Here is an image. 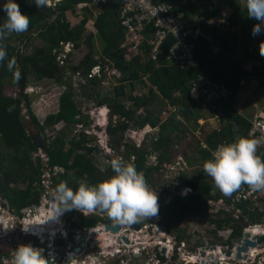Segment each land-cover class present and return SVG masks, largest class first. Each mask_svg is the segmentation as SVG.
<instances>
[{
    "label": "trees",
    "instance_id": "obj_1",
    "mask_svg": "<svg viewBox=\"0 0 264 264\" xmlns=\"http://www.w3.org/2000/svg\"><path fill=\"white\" fill-rule=\"evenodd\" d=\"M90 1L60 0L56 2L52 0V6L38 8L34 0H14L19 5L21 12L29 16L30 25L27 32L17 34L14 37V40H21L26 35L23 44L14 45L10 42L13 39V33L3 41L8 54L7 58H16L18 70L14 76L12 72L7 70V59L0 62V196L7 200V204L3 202V206L13 209L18 214H21L22 208L38 204L44 191L42 175L45 170L41 158L33 156L38 149L33 145L26 130V123L22 114L23 107L26 108L29 121L41 130L48 146L45 152L46 165L50 172L52 188L56 189L61 182L66 181L68 186L75 191L81 182L95 185L112 177L114 172L111 166L100 170L89 156L94 147L91 146V137L87 133L81 131L79 136H74L69 140L65 139L66 135L69 134L67 126H69L70 121L73 120L77 124H87L81 118L73 119L75 114L78 115L81 112V108L77 106V101L72 98L76 95L73 89H81V94L90 98L89 91L102 83L99 75L92 78L87 77L89 71L96 64H100L103 71L109 66V69L117 73L115 77L118 78V84H120L114 88L112 98L104 96L97 103L98 116L109 118L105 129L108 136L111 137L108 144L112 149L120 147V145L124 146L123 154L125 156L127 154L128 157L134 156L132 163L138 172L144 174L146 181L149 179V172L156 169V166L147 167L145 164L147 152L134 144L132 149L126 153V144H120L123 137H126V134L131 135L136 128V130L143 131L146 126L150 128L159 127L157 146L167 145L171 141L170 135L166 133L167 130H179L183 126L185 130H188L187 123L191 121L196 123L207 112L213 116L216 111H219L223 116V122L209 130L203 129V141L207 148L199 147L197 150L198 157L189 161L190 164L194 161L197 164L199 161L201 165L212 159V151L218 144L234 142L240 137L250 138L248 136L249 121L234 108L235 95L244 75L248 74L264 80V55H261V52L264 53V35L259 38L256 47L258 65H255L248 73L233 59L232 49L228 51L218 49L216 51V30H209L205 25L202 30L204 35L197 36L195 40H189L194 43L193 52L196 66L180 67L167 59L168 49L174 42L171 36L161 42L155 59L150 56L152 46L148 43L153 33L151 26L138 34L137 43L130 40L133 34L129 33L128 28L123 25L124 19L121 16V9L112 0L101 5V13L95 19L94 35L102 40V44L100 51L94 50L91 41L93 33L86 34L85 32V25L91 17L90 7L86 3L88 4ZM167 1L176 4L180 0H154V3L159 4ZM201 1L204 0H195L194 4L187 1L183 7H176L173 13H183L187 17V14H192L195 4ZM76 6L81 7L87 16L84 15L82 20L71 25L66 14L67 12H74ZM200 6L202 7V5ZM226 6L233 9L232 17L238 16L239 7L235 0H217L209 16L216 17V9L220 11ZM240 15L242 17L247 15L245 7H243ZM52 17L53 19H51ZM5 18L6 14L0 5V23H3ZM259 23L253 19L252 25ZM34 38L40 40V45H34L31 51H25L27 43ZM66 42L74 44V48H79V44L82 42L86 43L88 50L78 65L64 64V62H68L69 55L64 54L63 51L62 44ZM96 53L101 54L98 56ZM61 55H64L62 57L63 63L57 59ZM20 72L24 74L25 85L29 78L34 80L47 78L55 80L65 87L59 98L60 109L56 113L48 114L42 123L30 107L27 93L22 91V93L13 96L5 93L4 87L8 84L7 81H14L18 85ZM200 72H203L211 81L222 83L229 91L226 97L220 96L212 103L215 105V109L208 105L202 111L197 107V101L191 97V91L198 81ZM144 75L149 78V92L143 95H131L124 91L122 82L130 80L133 88L134 82L141 81ZM153 88H155L156 93ZM98 96L95 98L97 99ZM119 97L126 101L119 102ZM158 100L168 102L175 107V111L168 112L169 115L164 121L160 120V114L165 112L158 107ZM127 102H130V106L126 105ZM178 114L182 115L186 124L180 120H175ZM113 116L118 118L115 124L112 121ZM46 127L56 129V132L48 136L45 134ZM128 129L129 132L126 133ZM166 147L168 149V145ZM168 151L169 149L160 152L158 155L160 162L168 159ZM54 167L62 168V171L52 174ZM199 171V169L195 170V177L187 179V184L191 187L192 193L186 199L176 196L173 197L171 203L161 205V209L165 212L163 218L165 226L170 230L177 231L178 237L181 234L177 223L189 215H196L204 220L208 209L205 201L217 200L222 194L219 190L215 194L212 193L214 188L212 178ZM71 173L74 176L76 174L77 177L74 178ZM82 177L84 180H79ZM19 182L24 183V186H18ZM233 194L228 197L222 194L226 204L232 202ZM238 206L245 208L244 204H238ZM69 211L67 221L72 228L91 227L100 220L95 214L85 216L78 213L76 209ZM75 213H78V218H74ZM217 213L219 215L225 213V215L219 218H216V215L212 218L208 217L207 223L214 225L216 229L223 226L225 228L231 227L230 237L227 241H222L231 246V239L241 236L242 230L239 222L233 218L228 210L220 209Z\"/></svg>",
    "mask_w": 264,
    "mask_h": 264
},
{
    "label": "rangeland",
    "instance_id": "obj_2",
    "mask_svg": "<svg viewBox=\"0 0 264 264\" xmlns=\"http://www.w3.org/2000/svg\"><path fill=\"white\" fill-rule=\"evenodd\" d=\"M5 2L6 0H0V5H3ZM88 6L90 7V10H91L90 11L91 17H89L90 21H88L85 25V28H86L85 32L86 34L93 33V37L91 40L92 47L94 50L96 49L100 51L102 40H100V38L97 35H94L95 34L94 22H95L96 17L101 13V6L100 5L96 6L92 2L88 3ZM66 15H67V20L70 22L71 25H74L80 20H82L84 15L87 16L86 14L83 13V10L81 9V7H78V6H76L74 12H67ZM51 19H53V17ZM190 24H194V23L190 22ZM202 25L205 26L206 22L203 24H199V26H202ZM12 35H13L12 36L13 39L10 40V42H12L14 45H21L24 43V38L26 35L23 36L21 40H14V37L17 35L16 33H13ZM40 43H41L40 40L36 38L30 40L25 47V51H31L34 45H40ZM79 45L80 47L78 48V53L76 55L70 56V58H73L71 60L73 64L76 63L78 59L82 57L84 53L88 50V47L85 42H82ZM70 46L66 45L65 50L70 49ZM100 54L101 53L99 54L96 53V55L98 56H100ZM98 56H95V57L98 58ZM253 64L254 63L251 62V60H249L248 63L244 64V66H246L244 68L249 70L250 69L249 65L253 66ZM107 67L109 68V66ZM105 78L106 79L102 81V83H100L99 86L97 85L91 91H89L90 98L86 97L85 95L83 96L81 94V89H78V90L73 89L76 95H74L72 98L75 101H77V106L81 108V112L78 115L75 114L73 116V119L76 120V119L81 118L85 120L87 124H84L83 126L79 124L76 126V123L73 120L70 121L69 126H67V130L69 134L66 135V138H65L66 140H69L70 138L74 136H79L81 131H84V133H87V135L91 137L90 144L91 146L94 147V150L89 154V156L92 158L93 162L97 164V167L100 170H104L105 168H108V166L110 165V161L112 159L117 158V156H121L123 159L122 160L123 162L125 158L123 151H122L123 149L122 145H120V147H114L113 150H110L108 148L109 147L108 142L111 141V137L108 136L105 129L108 125L109 118L106 116L105 117L98 116V113L95 110L96 106H98L97 103L99 99H101L104 96L108 98H112L114 95V88L120 85L118 84V78L113 77V75L108 74V76H106ZM130 82H131L130 80H125L124 82H122L125 88L124 90L125 92L130 93L131 95L132 94L143 95L144 93L149 92L148 86L150 85V82H149L148 76L144 75L141 81L134 82L133 88L131 87ZM7 83L8 84H6V86L4 87L6 94L13 96V95H18L22 93V91L27 93L29 100H30V107L32 108L33 112L36 114L37 119L41 123L43 122L45 116H47L50 113L52 114V113L57 112L58 108L60 109L59 98L64 90L62 89L61 84L57 83L55 80L47 79V78L40 79V80H34L33 78H29V81L25 85V79H23L22 84L23 86L25 85V87L22 90L20 89L19 82H18V85L16 82L10 81V80L7 81ZM154 89L155 88H153V90ZM238 89L239 91L237 90L238 95H237V99H236L234 106L242 107L245 109L244 112H248V113L252 111H255V113L256 112L264 113V107L262 105V103L264 102V84L263 83L262 84L258 83V81L255 78H253L251 75L246 74L242 77V80L240 81V85ZM228 93H229L228 91L224 90V94L227 95ZM97 95L99 96L96 99L95 97ZM197 95L198 94L196 93V90L191 91V97L193 98L198 97ZM195 100L198 103L197 107L201 109L202 111L205 110L206 109L205 107L208 106V101L203 98H199ZM120 101L125 102L126 100L123 99L122 97H119V102ZM253 101H256L255 107L251 106V103ZM157 104L159 105L157 106L163 109L164 110L163 112H165V113L160 114L161 121H164L167 119L169 115L168 112L175 111L174 106L170 105L168 102H164L163 100H158ZM126 105L130 106V102H127ZM22 113H23V120L26 123L27 132L30 133V132L39 130L38 127H36L33 123L29 121V117L27 116L25 107L22 108ZM117 119L118 118L116 116H113L112 121L114 122V124L117 121ZM175 120H180L183 122V124H186V121H184L182 115L180 114L176 116ZM216 123L217 121L214 119V117L212 115H209V113L207 112V114L204 115L203 117H200L196 123L194 121L187 123L188 130H185L184 126L179 130H171V129L167 130L166 133L170 135L171 141L167 144L168 149H169L168 151L169 157L168 159H165V160L168 161L173 156L175 157V155L179 153L182 154L188 161H191V159L193 158H197L198 157L197 150L199 148V141L203 140V135H204L203 129L204 128L211 129ZM75 126L78 127L79 132H74V130L76 129ZM57 131H61V130H57ZM55 132H56V129L54 130L51 127H48L46 129L47 135H53ZM128 132H129V129L127 130L126 133ZM157 139H159V127L150 128L149 126H146V128L143 131L134 130L133 133H131V135L128 136V134H126V137H123V140H121L120 144H123V143L126 144V147H127L125 149L126 153L129 152L128 150L132 149V146L134 144L135 146L139 145L140 149H144L147 152L145 164L147 165V167H153L155 165V162L158 159V155H160V152L168 150L166 147L167 145L157 146V142H158ZM106 145L108 147L105 148ZM106 151H110V152L108 153ZM37 155L40 156L41 158L45 157L44 153L39 150L36 153H34V156H37ZM126 157H128L127 154H126ZM125 163H132V162L125 161ZM191 165L193 167H196V166H199L200 163L198 161V163L195 164V161H194L193 163H191ZM167 166L169 167V164ZM193 167H191V169H193ZM175 169H177V167H175ZM167 172H168L167 168H164L161 165L155 170L150 171L148 174L149 179H147V183L153 191H156L157 195H158L157 191L161 190V188H163V186L166 185L167 183L166 181L167 178L165 177L166 176L165 174ZM72 173L71 175L74 176V174ZM49 175L50 174L47 172H45L43 175L44 177L42 181L43 182L42 186L44 189L43 193H45L46 190H48L49 192L53 191V189H51V186L49 184V182L51 181L50 177H48ZM113 175H115V173H113L112 176ZM195 175H196V172L195 171L191 172L190 170L184 173H180V176L186 179L195 177ZM75 176L77 177L76 174ZM79 180L81 181L84 180V177L80 178ZM18 186H24V183L19 182ZM53 196L54 195H50L49 193L44 194L43 196H41L37 206L32 211L29 212V216L36 215L35 220L31 223L34 228H38L41 226L42 228H46V230L48 229L51 230L53 228H59L60 230H64L65 227L63 226L61 228L60 226L63 224L67 225L66 223L69 222L67 221V215L70 212L69 210H61L59 213L54 215L53 208L50 205V202L52 201ZM167 200L168 198L166 197L165 201ZM0 201H1V196H0ZM205 204L208 209H207V216L205 217L204 220L198 218L196 215H189V217H187V219L184 220L185 223L187 224L186 226V233L188 234L187 238H189L192 235L194 236H192L189 240H186L185 238H183V240H186L187 243L185 247H177L179 256L175 255L172 259L176 261L175 264L179 263V261H183L182 259L183 255H186V254L191 255V253H193V255L197 256L196 255V253L198 252L196 251L197 248H199L200 250L207 248L205 251H208L211 249V248L209 249L208 247L211 243H213V245L221 244L220 243L221 240L223 241L225 240V236L227 234L226 231H224L225 226L216 229V228H211L213 227V225L207 223L208 217L212 218L216 215V218L217 217L219 218L225 215V213L221 215L217 213L218 210H220L219 208L221 207L219 205L220 203L216 202V200L213 199V200H206ZM0 209L4 212L3 215L6 218H8L10 221H16L17 219H20L21 217H23V215L24 216L26 215V213L24 212H21V214L19 215L15 211L4 209L2 208L1 203H0ZM221 209L229 210L227 206H224ZM229 212L231 214V210ZM11 214H14V215L10 217L9 215ZM76 216H78V213H75L74 218H76ZM149 220L152 223L153 221L154 222L157 221L156 216L149 217V218H145L144 221L141 223V225L146 222L148 223ZM158 221L160 222L159 216H158ZM54 222L56 223L55 225L51 224ZM123 226H125V228L123 227L122 229L123 234L131 235L133 236V238H137L138 236L141 239V241L144 243L150 242L148 238L151 237V234L148 232L146 233L143 232V230L147 228H142L140 231H134V228H131L129 230L127 229L129 228L128 224H124ZM17 227H21V224L15 223L14 228L12 229H15ZM23 227H28V226H23ZM47 227H51V228H47ZM66 228H69V227L66 226ZM9 230L10 229H8V231ZM204 230H209L211 233L209 232V234H206V233L202 234ZM74 231H75L74 228L69 229V236L67 237L68 239L62 242L63 247L68 246L70 244L78 245V243L75 242L72 237V235L74 234ZM197 233H199L201 237L203 238V242L200 244H196L193 242L198 238L196 236ZM14 234L20 235L17 231H14L13 233L10 232V234L7 235L5 232L2 231L0 227V249H2L4 245H8V243L11 242V240L15 236ZM86 236L92 237L90 241L86 242L85 244L86 247L89 249V252L99 251V250L104 251V247L109 246L106 244L108 242L104 238V232L97 231V234H95L92 231V232L87 233ZM154 236H157V235H154ZM114 239L115 238H113L112 241ZM234 240H237V238H234ZM169 244H170V247H172L173 244L171 241H169ZM89 245L92 248H90ZM97 245H99L100 247H98ZM113 245L115 246V248L117 247L123 248L119 241L118 243H114ZM131 247L132 246L127 245V248H124L125 250H123L125 251V254L120 257L125 258L128 261L130 252H131ZM140 247H142L143 249L144 257L142 258V261L133 260L134 262H136V264H140V263L142 264L143 262H145L149 254H151L152 252V248H150V246L146 247V245L143 244V245H140ZM256 247L258 248V253L254 254L253 257L255 259L259 258L260 257L259 254L262 252V249L259 248L260 246H256ZM107 249L109 250V248ZM111 250H113V248ZM213 250L215 249H212V251ZM217 251H219V249ZM212 253H215V252L213 251ZM214 255L215 256H212V259L209 256L207 258L211 259L217 264V256L216 254ZM80 256L81 255L79 254V257ZM169 256L170 255H167L168 258ZM220 256L221 255H219V257ZM237 259H240V258H237ZM244 259L245 258H242L241 260H236L235 262L237 261L241 262ZM148 262H151V261H148ZM73 264H78V263L74 262ZM155 264H161V262H155Z\"/></svg>",
    "mask_w": 264,
    "mask_h": 264
},
{
    "label": "built area",
    "instance_id": "obj_3",
    "mask_svg": "<svg viewBox=\"0 0 264 264\" xmlns=\"http://www.w3.org/2000/svg\"><path fill=\"white\" fill-rule=\"evenodd\" d=\"M106 1L108 0H92L91 2L96 6H101ZM112 1L117 3L120 7L121 16L124 19L123 25L128 28L129 33L133 34L130 40L134 41V43H137L138 41V34H141L147 27H152V38L151 40H148V43L152 46L150 50V56L153 59H155L158 54V49L161 42L166 40L168 36H171L174 39V42L168 49L167 59L180 67L196 66L193 52L194 43L189 40H195L198 31L193 29L191 25H188L184 19L185 15L183 13H173L174 9L178 6H183L185 1H181L177 4H173L168 1L156 4L154 3V0ZM62 57L64 56L57 57L60 63H63ZM98 69V66H95L89 71L87 77L92 78L97 74L101 77L102 81H104L106 75L103 72H99ZM192 90H196V93L198 94V97H195L194 99L203 98L207 100L208 105L211 106L212 109H215V105H212V103L216 99H218L220 96L226 97L229 94H224V90H228L225 89L222 83L211 81L203 72L199 73L198 81ZM213 117L217 121L213 127H217L223 122V116L219 111H216ZM249 123L250 127L248 130V136L261 141L257 150V154L260 155L262 159H264V113L257 112V115H255L249 121ZM222 144L226 143L224 142L218 144L212 152H214L217 147ZM199 147L207 148L203 140L199 141ZM130 160L133 161L134 156H131ZM168 164L169 167L167 166ZM161 165L168 170V172L165 174L167 183L163 186V188L169 190L167 195L164 194L162 196L161 193H158V197L163 200L161 204L168 203L165 201L166 197H184L192 192L191 187L187 184V179L180 176V173H184L189 170L194 172L197 169L200 170L199 172H204L203 165L200 164L199 166L193 167L190 162L180 153L175 155V157L173 156L168 161L163 160L160 162L157 159L154 166L158 168ZM175 167H177V169H175ZM191 167H193V169H191ZM217 191L218 189L214 186L211 192L215 194ZM48 193L49 191L46 190L44 194ZM221 197L216 200V202L220 203L219 205L221 207L219 209L227 206L229 209L228 211L231 210V215L233 218L236 219L237 222H239V220L242 221L241 224L239 223L242 230V235L239 238L237 237V240H232L233 246L231 249L233 250V254L230 256L233 258V260L228 259L229 256L226 257V260L220 256L218 257L219 264H221L223 261H226L227 264H264V240L257 242L256 239H254L256 235L264 234V191H251L247 185H244L239 190L234 192L231 198V203L226 204L222 194ZM238 204H244L246 209L243 208V206L239 207ZM244 210L246 211L245 213ZM13 215L14 214H11L9 216L11 217ZM35 217L36 215L29 216V214H26L24 217H21L16 221H10L5 216L0 215V227L3 232L8 235L10 232L13 233L14 231H17L20 234H14L15 236L11 242H9L8 245H4V247L0 249V264H13L15 249L21 245H30L34 248L42 249V254L45 256V258L52 256L55 259V264H73L74 262L78 264H136V262L133 260L142 261V258L144 257L142 247H140L139 244L133 245V243L129 245L132 247L128 261L127 259L120 257L125 254V251H123L125 250L124 248H127V245L122 242H120V244L123 248H115L113 245V250H111L112 248H110L109 245L104 247V251L99 250L89 252V249L85 245L86 242L80 243L78 239L79 237H85V240L89 241L91 236H86L87 234L85 233L93 231L95 234H97V231L100 232L98 227L76 229L74 231L72 237L73 240H75L80 245V249L78 251H75V248H78L77 245L74 246L73 244H70L63 247L62 242L68 239L67 237L69 236V229L71 228L69 222L66 223L67 225L63 224L60 226L61 228L64 226V230L53 228L51 230L48 229L47 231L39 232V229L34 228L31 224L35 220ZM15 223L21 224V227L12 229L14 228ZM51 224L55 225L56 223L54 222ZM66 226L69 228H66ZM8 229L10 230L8 231ZM224 229V231L227 233L225 236L226 240L231 235L232 228L226 227ZM160 232L165 235L164 229H162ZM246 232L250 234L249 239L255 240L256 244L254 247H248L245 253H241L242 257L237 259L235 258L236 248L242 244L244 233ZM104 238L105 240H108L107 236L105 235ZM137 238H133L132 240H136ZM114 241L116 242V240H113V242ZM150 241L152 244L159 247L157 250L152 249L151 254H149L148 258L142 264H155V262H160V255H162L161 246L166 244L170 247L168 242L169 239H166V242L161 239ZM180 243L181 245L184 244L183 241ZM97 246L100 247L99 245ZM228 246L229 245H226L225 247ZM256 246H260L259 248L262 249V252L259 254L260 257L257 259L253 257L255 253H258V248ZM90 248L92 247L90 246ZM107 248H109V250ZM79 254L81 255L80 257ZM136 255H138V257H136ZM182 257L185 259V256ZM242 258L245 259L241 262H235L236 260H241Z\"/></svg>",
    "mask_w": 264,
    "mask_h": 264
},
{
    "label": "clouds",
    "instance_id": "obj_4",
    "mask_svg": "<svg viewBox=\"0 0 264 264\" xmlns=\"http://www.w3.org/2000/svg\"><path fill=\"white\" fill-rule=\"evenodd\" d=\"M55 1L59 2L60 0H55ZM181 1L184 0L177 1V3ZM34 3L38 8L52 6V0H34ZM86 5L88 4L86 3ZM183 6H178V7H183ZM2 8L4 13L6 14V18L4 19L3 23H0V62H3L7 59V64H6L7 70L9 72H12L13 75L15 76L18 70L16 58L15 57H12L10 59L7 58L8 54L6 48L4 47L3 41L6 39L7 36H9L12 33L22 34L27 32L30 25V19L29 16L21 12L19 5L16 2H14V0H6V2L2 5ZM245 8L247 10V15L249 18L255 19L260 22L259 24L253 26V35H258L262 30H264L262 29V25H264V0H245ZM185 21L187 22V20ZM188 25L191 24L188 23ZM193 29L198 31L197 36L204 35L202 33L201 28L193 27ZM66 45L69 46L71 45L70 49L65 50ZM62 46H63L64 54H69L68 62H64V64L72 65L73 63L71 60L73 58H70V56L76 55L78 53V48H74V44L70 42L63 43ZM261 55H264V53L261 52ZM81 58L82 57H80L78 61L74 63V65H78ZM95 66H98L99 72H103L106 76L110 74L113 75V77H115L116 75V72L113 71L112 69H109L108 67H106V69L103 71L100 64L94 65L92 69ZM61 86L62 89L64 90L65 89L64 85L61 84ZM97 109L98 107L96 106L95 109L96 112ZM77 125L79 124L76 123V126ZM80 125L83 126L84 124L81 123ZM47 128L48 127L45 128V134ZM74 132H79L78 127H76ZM260 143L261 141L255 138L240 137L234 142L219 145L217 149L212 153V159L205 161L203 165L204 172L212 178L214 182V186L224 196L226 197L231 196L234 192L239 190L244 185H247L251 191H264V159H262L261 156L257 154V150ZM106 147L108 146L106 145L105 148ZM137 147H139V145H137ZM108 148L110 150H113L110 146ZM45 152L46 151L43 152L45 155L44 158H41L40 156L39 157L41 158L45 167L44 173L47 172L50 174L48 170V166L46 165L47 157ZM106 152L109 153L110 151H106ZM130 159L131 157H126V156L124 158V162L122 161L123 159L121 156H117V158L112 159L110 161V166L113 172L115 173V175H113L112 177L106 180L100 181L95 185H89L86 182H81L74 191L71 187L68 186L66 181H63L56 187V189L51 187L53 191L49 192V194L54 196L52 198V201L50 202V205L53 208L54 215L59 213L61 210H72V209H76L78 213H82L85 216L95 214L98 216V218H100V220L96 223V225L91 227H98L99 231L104 232L105 236L110 234V237L112 239L115 238L114 240H116V242L114 241V243H118L119 241L126 245H130L133 243V245L139 244V246L144 244V242H142L139 237L136 240H132L133 236L123 234L122 230L120 231L118 230L117 232L106 231L105 224L111 225L113 221L123 224H131V223H136L141 219L156 216L157 219L156 222L153 221L152 223L149 220L148 223L146 222L140 226H146L148 229H150V231H148V233L151 234V237L148 238L149 240L161 239L166 242V239H169V241L172 242L173 244L172 247H169L166 244H163L161 246L162 255H160V262L164 261L165 259L167 260L171 259L175 255L179 256L177 247H185L186 240H182L184 244L181 245L180 242L182 241H178L176 237H171L173 231H171L170 228H168L167 226H163L160 224V222L158 221V216L160 218L159 210L161 209V205H162L161 203L163 202V200L160 197H158L156 191H153L150 188L144 174L142 172H138L133 163H125V161L126 162L131 161ZM59 171H62V168L54 167L52 174H55ZM43 195L44 193H42L41 196ZM4 200L5 199L1 198L0 201L2 208L14 211L9 207L3 206ZM24 208H30V206ZM30 211H32V209H29V212ZM29 212L26 214H29ZM104 212L108 214V218L104 216ZM3 214L4 212L1 210L0 215L4 216ZM76 218H78V216H76ZM91 227H80L74 229L75 230L83 229V228L87 229ZM162 229L165 230V235H163L160 232L162 231ZM153 232L157 236H152ZM122 236L128 237L129 243H126L121 238ZM81 238L83 239L82 241H79L78 239L80 243L90 241V240L89 241L85 240V237H81ZM145 245L146 247L150 246V248L152 249L159 247L157 245L152 244V242L151 245H148L147 243H145ZM225 246L226 245H223L224 249H231L230 245L228 247ZM77 247L80 249L79 243ZM110 248H113V245H110ZM162 249H164L165 251L162 252ZM218 249L220 250V248H215V250ZM231 251L232 253L230 255L233 254L232 249ZM42 253H43L42 249L34 248L30 245H21L15 249L13 264H55V259L52 256L45 258V256ZM221 253L225 256V260L227 259L226 256H230L227 255L225 252L223 253L222 250ZM221 253L216 254L217 264H219L218 257ZM167 255H170L169 258L167 257ZM183 256H185V259H191L190 264H199L198 261H200L199 259L201 258L193 254L191 255L186 254ZM136 257H138V255H136ZM235 258H236V254H235ZM182 259L184 258L182 257ZM212 262L213 261L207 263L211 264Z\"/></svg>",
    "mask_w": 264,
    "mask_h": 264
},
{
    "label": "crops",
    "instance_id": "obj_5",
    "mask_svg": "<svg viewBox=\"0 0 264 264\" xmlns=\"http://www.w3.org/2000/svg\"><path fill=\"white\" fill-rule=\"evenodd\" d=\"M184 1H189L191 4H194L195 2V0ZM235 1L238 2V16L232 17L231 14L233 12V9L230 6H226L223 9H220V11L219 9H216V17H211L209 16V13L211 12L213 5L217 3V0H204L195 4L196 6L193 9L192 14H187L186 20L189 24L190 22L194 23L191 24V26L193 27H198L203 30L204 26H199V24H203L206 22V26L208 29L216 30V51L218 49H222V51H228L232 49L234 54L233 59L236 60L246 72H250L255 65H258L256 58V47L258 46L259 38H262V36L264 35V30H262L258 35H253V19L249 18L247 15L243 17L240 15L243 7H245V0ZM200 5H202V7ZM246 26H248V28H246ZM262 29H264V25H262ZM249 60H251V62H253L254 64L253 66L249 65L250 69L248 70L244 68L246 67L244 66V64L248 63ZM253 78H255L258 83L264 84V81L262 79H259V77L255 76ZM237 95L238 94L236 93L235 99H237ZM255 104L256 101H253L251 103V106L255 107ZM262 105L264 107V102L262 103ZM234 108L248 121H250L257 113H255V111L249 113L244 112L245 109L242 107L234 106ZM217 253L221 252L216 250V252L213 254Z\"/></svg>",
    "mask_w": 264,
    "mask_h": 264
},
{
    "label": "flooded vegetation",
    "instance_id": "obj_6",
    "mask_svg": "<svg viewBox=\"0 0 264 264\" xmlns=\"http://www.w3.org/2000/svg\"><path fill=\"white\" fill-rule=\"evenodd\" d=\"M110 166V165H109ZM108 166V167H109ZM161 188V187H160ZM158 193H161L162 195L163 194H165V195H167V193L169 192V190H166L165 188H161V190H158L157 191ZM192 193V192H191ZM190 193V194H191ZM189 194V195H190ZM189 195H187V196H184L183 198H187ZM172 200H173V197L172 196H169V198H168V200H167V202L168 203H171L172 202ZM167 203V204H168ZM159 214H160V219H161V221H160V224L161 225H163V226H165V222H164V217H165V212L162 210V209H160L159 210ZM104 216L106 217V218H108V214L106 213V212H104ZM188 217V216H187ZM187 217L186 218H184V220L185 219H187ZM181 221V222H179V223H177V227H179V233L181 234V236L180 237H178V233H177V231H173V230H171V231H173V233L171 234V237H176L177 239H178V241H182L183 240V238H185L186 240H189L192 236H194V235H192V236H190L189 238H187L188 237V234L186 233V226H187V224L185 223V221ZM144 221V219H141V220H139L138 222H136V223H131V224H128L129 225V228H127L128 230L129 229H131V228H134V230H137V231H140L142 228H147L146 226H140L141 225V223ZM113 225H116V226H118L119 227V231L120 230H122L123 229V227L125 228V226H123L124 224L123 223H118V222H116V221H113L112 222V224H111V226H113ZM198 228V227H197ZM211 228H216L214 225H213V227H211ZM148 231H150V229H144L143 230V232L144 233H146V232H148ZM197 232H199V231H197ZM209 230H204L203 232H202V234H209ZM174 233H175V235H174ZM211 233V232H210ZM190 234H192V233H190ZM155 235V233L153 232L152 233V236H154ZM196 236L198 237L195 241H193L194 243H196V244H200V243H202L203 242V238L201 237V235L199 234V233H197L196 234ZM230 237V236H229ZM234 238H232L231 239V242H232V240H233ZM223 240H221V244H219V245H216V244H214V245H216V248H224L223 247V245H229L227 242H222ZM224 241H227V239L226 240H224ZM114 242L112 241V244H113ZM186 243H187V241H186ZM148 245H151V244H148ZM212 246H213V243H211L208 247H209V249L210 248H212ZM232 246H233V244L230 246L231 248H232ZM155 249H157V248H155ZM207 248H205V249H199V248H197V250L196 251H198L197 253H196V255H197V257H201L199 260L200 261H198V263L200 264V263H202V264H209V263H207V262H211L212 260V256H214L213 255V251L214 252H216V250H213L212 251V249H210V250H208V251H205ZM220 249V250H221ZM203 253V254H202ZM191 254H193V253H191ZM173 255V254H172ZM211 255V256H210ZM210 257L211 259H209V258H207V257ZM173 259V257L171 258V259H165L164 261H161V264H175L176 263V261H174V260H172ZM191 263V259H183V261H179V263H177V264H190ZM211 264H216V262H212ZM221 264H226V261H223Z\"/></svg>",
    "mask_w": 264,
    "mask_h": 264
},
{
    "label": "water",
    "instance_id": "obj_7",
    "mask_svg": "<svg viewBox=\"0 0 264 264\" xmlns=\"http://www.w3.org/2000/svg\"><path fill=\"white\" fill-rule=\"evenodd\" d=\"M23 79H24V74L23 72H20V76H19V86H20V89L22 90L23 88ZM29 136H30V139L33 143V145L35 147H37L38 150H41V151H46L48 146L46 144V142L44 141L43 139V136L41 134V131L40 130H37V131H34V132H30L29 133ZM4 203L7 204V200H4ZM37 205L36 204H32L30 206V208H22L21 212H24V213H28L29 212V209H34ZM239 223L241 224L242 221L239 220ZM134 224V223H133ZM105 230L106 231H112V232H117L119 230V227L116 226V225H109V224H105ZM249 233H244V237H243V241H242V244H240L239 246H237L236 248V257L237 258H241L242 255L241 253H245L248 249V247H254L255 244H256V241L257 242H261L264 240V234H260V235H257L254 237L255 240H251L249 239ZM126 243H129V239L128 237L126 236H122L121 237ZM83 239L81 237H79V241H82ZM212 248H216V246H212ZM79 248H75V251H78ZM223 252H225L227 255H230L232 253V251L230 249H224L222 248ZM165 250L162 249V252H164ZM203 254V253H202Z\"/></svg>",
    "mask_w": 264,
    "mask_h": 264
},
{
    "label": "bare ground",
    "instance_id": "obj_8",
    "mask_svg": "<svg viewBox=\"0 0 264 264\" xmlns=\"http://www.w3.org/2000/svg\"><path fill=\"white\" fill-rule=\"evenodd\" d=\"M48 177H49V176H48ZM38 229H39V232L47 231L46 228H42L41 226L38 227ZM34 230H35V229H34ZM241 235H242V233H241ZM107 239H108V240H107V242H108L107 244H108V245H113V244H112L111 237H110V234L107 235ZM220 249H221V248H220ZM221 250H222V249H221ZM221 250H219V251L221 252ZM230 250H231V249H230ZM222 251H223V250H222ZM223 253H224V252H223ZM220 255L222 256V258H225V256H224L223 254H220ZM226 257H228V256H226ZM228 259L233 260V258H232L231 256H229Z\"/></svg>",
    "mask_w": 264,
    "mask_h": 264
}]
</instances>
